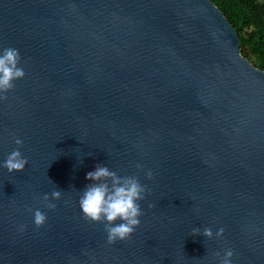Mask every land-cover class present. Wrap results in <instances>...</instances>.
Returning <instances> with one entry per match:
<instances>
[{
  "label": "water",
  "instance_id": "water-1",
  "mask_svg": "<svg viewBox=\"0 0 264 264\" xmlns=\"http://www.w3.org/2000/svg\"><path fill=\"white\" fill-rule=\"evenodd\" d=\"M6 46L25 74L0 98V160L28 163L0 168V264H264V70L212 0H0ZM98 162L148 188L113 243L77 205Z\"/></svg>",
  "mask_w": 264,
  "mask_h": 264
},
{
  "label": "clouds",
  "instance_id": "clouds-1",
  "mask_svg": "<svg viewBox=\"0 0 264 264\" xmlns=\"http://www.w3.org/2000/svg\"><path fill=\"white\" fill-rule=\"evenodd\" d=\"M19 49L6 46L0 47V98L3 93L14 87V81L23 78L24 69L20 66ZM14 143L19 146L23 144L21 138L16 137ZM28 163L20 147L13 148L2 160L0 168L8 173L20 172ZM137 169H143V165L136 164ZM144 176L152 177L151 169H144ZM88 181L84 187L77 191V205L81 214L93 222H102L108 243L127 239L140 223L142 215L141 201L144 200L148 191L146 185L142 184L136 175H119L116 170L111 169L107 163H96L92 170L85 173ZM63 190L54 187L50 193L42 194L44 208L53 209L55 201L62 195ZM32 219L35 226L39 227L47 220L45 211L41 208L31 209ZM24 225L19 226L23 230ZM191 235H202L211 238L213 231L209 227H193ZM223 228H217L215 235L221 236ZM219 257L218 264H232V249H225L223 255L216 253Z\"/></svg>",
  "mask_w": 264,
  "mask_h": 264
},
{
  "label": "trees",
  "instance_id": "trees-1",
  "mask_svg": "<svg viewBox=\"0 0 264 264\" xmlns=\"http://www.w3.org/2000/svg\"><path fill=\"white\" fill-rule=\"evenodd\" d=\"M236 28L240 51L264 70V0H212Z\"/></svg>",
  "mask_w": 264,
  "mask_h": 264
}]
</instances>
